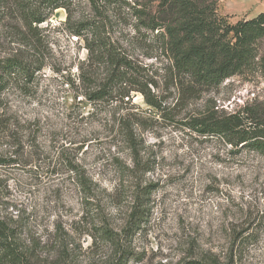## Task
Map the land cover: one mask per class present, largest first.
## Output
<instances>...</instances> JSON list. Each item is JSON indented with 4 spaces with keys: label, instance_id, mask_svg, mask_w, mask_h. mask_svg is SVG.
Wrapping results in <instances>:
<instances>
[{
    "label": "rangeland",
    "instance_id": "1",
    "mask_svg": "<svg viewBox=\"0 0 264 264\" xmlns=\"http://www.w3.org/2000/svg\"><path fill=\"white\" fill-rule=\"evenodd\" d=\"M70 12L73 21L91 14L87 0ZM218 12L231 23L248 20L264 12V0H220ZM66 16L56 10L39 26L35 51L14 40L13 22L0 26V58L37 55L44 63L31 83L0 93L7 163L0 216L20 213L28 223L35 264H264V155L183 126L195 117L264 111V79L236 77L185 94L163 62L146 58L133 21L113 17L110 36L152 83L162 110L139 92L90 103L77 77L100 81L103 71L88 62Z\"/></svg>",
    "mask_w": 264,
    "mask_h": 264
},
{
    "label": "trees",
    "instance_id": "2",
    "mask_svg": "<svg viewBox=\"0 0 264 264\" xmlns=\"http://www.w3.org/2000/svg\"><path fill=\"white\" fill-rule=\"evenodd\" d=\"M219 1L135 0L122 4L119 0H87L90 16L73 21L70 10L76 0H0V26L13 22L9 29L14 40L35 51L42 40L39 26L56 10L64 9L67 14L64 26L71 36L83 41L88 62L104 75L98 81L79 74L77 80L88 90L84 97L97 103L111 100L117 93L124 99L130 92H139L149 107L160 111L162 103L149 89L152 83L143 82L139 68L110 36L112 23L131 19L136 42L145 50L146 58L163 62L172 82H177L185 94L195 88L216 90L236 77L258 75L264 79V13L231 23L219 14ZM111 12L116 15H110ZM43 64V58L37 55L30 59L16 55L1 57L0 93L12 85L31 83ZM129 84L135 89L127 87ZM183 126L200 137L217 138L231 147L264 155V111L260 109L195 117ZM128 142L134 148L132 135ZM6 164L0 157V166ZM71 171L78 174L75 167ZM79 178L81 190L86 197L90 196V185L82 175ZM27 227L20 213L0 216V264H35L38 245L24 237ZM120 261L125 263L123 259ZM184 264L217 263L193 260Z\"/></svg>",
    "mask_w": 264,
    "mask_h": 264
},
{
    "label": "crops",
    "instance_id": "3",
    "mask_svg": "<svg viewBox=\"0 0 264 264\" xmlns=\"http://www.w3.org/2000/svg\"><path fill=\"white\" fill-rule=\"evenodd\" d=\"M264 13V12H263Z\"/></svg>",
    "mask_w": 264,
    "mask_h": 264
}]
</instances>
